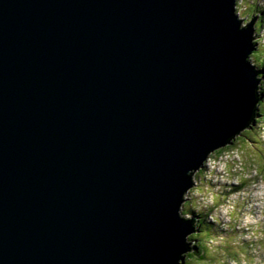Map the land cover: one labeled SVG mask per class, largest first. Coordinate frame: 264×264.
<instances>
[{
	"label": "water",
	"instance_id": "water-1",
	"mask_svg": "<svg viewBox=\"0 0 264 264\" xmlns=\"http://www.w3.org/2000/svg\"><path fill=\"white\" fill-rule=\"evenodd\" d=\"M251 21L236 0H0V264H184L195 174L258 110Z\"/></svg>",
	"mask_w": 264,
	"mask_h": 264
},
{
	"label": "rangeland",
	"instance_id": "rangeland-1",
	"mask_svg": "<svg viewBox=\"0 0 264 264\" xmlns=\"http://www.w3.org/2000/svg\"><path fill=\"white\" fill-rule=\"evenodd\" d=\"M237 5V12L242 22L247 16H252V21H256L253 42L257 41V45L254 46V50L257 51L254 54L258 57L250 55L257 71L264 76V70L258 65L259 59L261 62L264 61V0H237ZM255 15H257L256 19ZM256 25L257 30H255ZM261 101H264V92L259 96L258 112ZM252 125H257L256 129L259 131V136L255 130L251 131L255 133L253 141L246 133L249 127L242 131L241 136L236 137H243V139L239 137L237 146H242L244 151L236 148L229 150L227 145L217 149L206 159L207 162L204 163L207 170L205 181L209 182L207 186L201 185L199 177L196 178L197 173L195 174L196 185L188 191L187 198L185 197L186 201L181 207L182 214L184 215L183 211L186 209L188 213L184 217L193 220L198 231L197 218L199 216L202 217L201 219L205 218L212 205L215 206L213 216L219 217L226 227L224 226L223 231L220 227H216L217 229L215 226L210 227L205 231L207 233H203V236L212 234V237H206L208 238L206 240L207 244L213 247V252H216L213 253L215 258L211 260L206 257L199 262L198 259L192 260L189 264H264V119L261 115L257 117L255 115ZM221 149L224 151L218 153ZM201 170L203 167L199 171ZM203 189L205 193L202 192ZM189 202L198 204L197 209L193 210L195 213H191ZM206 220L212 223L211 219ZM215 223L219 225L218 221ZM228 225L231 226V230L237 232H228L226 229ZM235 235L238 236V240L231 241ZM237 241H240V244ZM246 246L248 252H245ZM223 249L230 250L232 255L230 259L227 252H221Z\"/></svg>",
	"mask_w": 264,
	"mask_h": 264
},
{
	"label": "trees",
	"instance_id": "trees-1",
	"mask_svg": "<svg viewBox=\"0 0 264 264\" xmlns=\"http://www.w3.org/2000/svg\"><path fill=\"white\" fill-rule=\"evenodd\" d=\"M255 17H257V15H255ZM258 29V27H257V25L255 26V30H257ZM254 45H257V41L256 42H254ZM259 50V49H258ZM257 50H254L252 53H251V55L252 56H255V57H258V56H256L255 54H254V52H256ZM250 55V56H251ZM249 59H250V57H249ZM259 63V64H258ZM257 64L258 65H260V68H261V70H264V61L263 62H261L260 61V59H259V62H258ZM260 77H264L263 75H260ZM263 88H264V80H262V82H261V84H260V91H261V93H263L262 91H263ZM259 108H260V111L258 112H256V117L257 116H260L261 115V118L262 119H264V101H261L260 102V106H259ZM259 118V117H258ZM256 127L258 128V126L256 125V126H251L250 127V129H248V130H246V133H248V135H249V138L253 141V138H255V133L257 132V134H258V136H259V131H258V129H256ZM255 130V133H252L251 131H254ZM244 133V132H243ZM242 135V134H241ZM240 135V136H241ZM239 136V137H240ZM239 137L238 138H236V140L235 141H233L231 144H229L228 146H227V148H229V150H232L233 148H236L237 150H239V151H241V150H243V147L242 146H237L238 145V139H239ZM240 138H242L243 139V137H240ZM247 140V139H246ZM240 143V142H239ZM241 144V143H240ZM224 150H218V153H221V152H223ZM244 151V150H243ZM211 159V158H210ZM207 162V161H206ZM206 172H207V170H206V167H205V165H204V169L203 170H201V171H198L197 172V174H196V178L197 177H199V179H200V184L202 185V184H206L205 186H207L208 184H209V182H206L205 180V174H206ZM240 183H241V181H239ZM211 183V182H210ZM222 189H223V187H222ZM192 192V191H191ZM202 192L203 193H205L204 192V189L202 190ZM188 207H190V211H191V213H195V211H193V210H195V209H197V207H198V204L196 203H193V202H189L188 203ZM211 207H214V209H212ZM211 207H210V211H208L209 213L208 214H206V216H205V218H203V219H201L202 217L201 216H199L198 218H197V225H198V231H199V229H200V231L198 232H196V233H194L191 237H190V240L192 241V245H191V251L185 256V261H184V264H189L190 263V261H192V260H194V261H196L197 259V261L199 262V260H203V259H205L206 257H209L211 260L212 259H214L215 258V255L213 254V253H216V252H213V247H211L209 244H207L208 242H207V240L206 239H208V238H206V237H212V234L210 235V236H208V235H204L203 236V233H207V232H205V231H208L209 229H210V227H214L215 226V229H217L216 227H220L221 228V230L222 229H224V226H223V224H222V222H220V218L219 217H217V216H213V214L215 213V206H212L211 205ZM184 215L185 214H187L188 212H187V210L185 209L184 211ZM212 217V218H211ZM206 219H211L212 220V223L211 222H207V220ZM215 221H218L219 222V225H218V223L216 224L215 223ZM203 226L205 227V228H203ZM219 228V229H220ZM226 229H228V232H231V233H235V232H237L236 230H231V227L230 228H226ZM230 229V230H229ZM223 231V230H222ZM238 240V236H234L232 239H231V241L232 240ZM212 242H213V240H211ZM236 242V241H235ZM238 242V244H240V241H237ZM214 243V242H213ZM230 245V243H228V246ZM249 250H248V248H247V246H246V251L245 252H248ZM221 252H227V254L229 255V259H230V257L232 256L231 255V252H230V250H222ZM238 259V258H237Z\"/></svg>",
	"mask_w": 264,
	"mask_h": 264
},
{
	"label": "clouds",
	"instance_id": "clouds-1",
	"mask_svg": "<svg viewBox=\"0 0 264 264\" xmlns=\"http://www.w3.org/2000/svg\"><path fill=\"white\" fill-rule=\"evenodd\" d=\"M253 6H254V5H253ZM237 7H238V5H237V0H236V12H237V9H238ZM237 13H238V12H237ZM238 15H239V14H238ZM254 18H257V17L254 16ZM253 46H255V45H254V42H253ZM259 78H262V77H260V75H259ZM262 80H263V79H262ZM260 84H261V83H260ZM259 90H260V89H259ZM260 94H261V93H260ZM205 164H206V163H204V165H205ZM204 165H203V166H204Z\"/></svg>",
	"mask_w": 264,
	"mask_h": 264
},
{
	"label": "bare ground",
	"instance_id": "bare-ground-1",
	"mask_svg": "<svg viewBox=\"0 0 264 264\" xmlns=\"http://www.w3.org/2000/svg\"><path fill=\"white\" fill-rule=\"evenodd\" d=\"M243 23V22H242ZM242 25V24H241ZM255 32V31H254ZM262 79L264 80V77L263 78H259L260 81H262ZM235 174V173H234ZM224 188V187H223ZM224 210V209H223ZM244 211V210H243Z\"/></svg>",
	"mask_w": 264,
	"mask_h": 264
}]
</instances>
